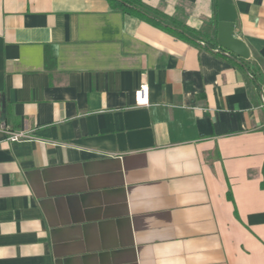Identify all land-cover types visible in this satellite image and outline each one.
<instances>
[{
  "label": "crops",
  "instance_id": "crops-1",
  "mask_svg": "<svg viewBox=\"0 0 264 264\" xmlns=\"http://www.w3.org/2000/svg\"><path fill=\"white\" fill-rule=\"evenodd\" d=\"M141 2L200 40L0 0V264H264V0H232L240 63L218 0Z\"/></svg>",
  "mask_w": 264,
  "mask_h": 264
},
{
  "label": "trees",
  "instance_id": "trees-1",
  "mask_svg": "<svg viewBox=\"0 0 264 264\" xmlns=\"http://www.w3.org/2000/svg\"><path fill=\"white\" fill-rule=\"evenodd\" d=\"M112 8L119 9L122 13L138 18L165 33L188 42L199 41V34L188 28L183 23L168 18L161 11L145 6L141 0H107ZM221 52H225L220 49ZM228 61L241 62L238 57L228 52ZM46 55V59H47Z\"/></svg>",
  "mask_w": 264,
  "mask_h": 264
},
{
  "label": "water",
  "instance_id": "water-1",
  "mask_svg": "<svg viewBox=\"0 0 264 264\" xmlns=\"http://www.w3.org/2000/svg\"><path fill=\"white\" fill-rule=\"evenodd\" d=\"M218 19L219 47L242 59L244 54L241 46L232 38L231 28L236 19L232 0H218Z\"/></svg>",
  "mask_w": 264,
  "mask_h": 264
},
{
  "label": "built area",
  "instance_id": "built-area-1",
  "mask_svg": "<svg viewBox=\"0 0 264 264\" xmlns=\"http://www.w3.org/2000/svg\"><path fill=\"white\" fill-rule=\"evenodd\" d=\"M135 104L136 106H147L149 104L147 98V88L144 84H141L135 93ZM29 139L30 137L26 132L8 133L7 136V141L9 142H18Z\"/></svg>",
  "mask_w": 264,
  "mask_h": 264
},
{
  "label": "bare ground",
  "instance_id": "bare-ground-1",
  "mask_svg": "<svg viewBox=\"0 0 264 264\" xmlns=\"http://www.w3.org/2000/svg\"><path fill=\"white\" fill-rule=\"evenodd\" d=\"M228 44H230V43L228 42Z\"/></svg>",
  "mask_w": 264,
  "mask_h": 264
}]
</instances>
